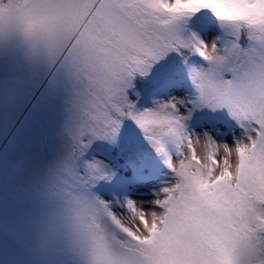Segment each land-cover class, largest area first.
<instances>
[{"label": "snow or ice", "instance_id": "1", "mask_svg": "<svg viewBox=\"0 0 264 264\" xmlns=\"http://www.w3.org/2000/svg\"><path fill=\"white\" fill-rule=\"evenodd\" d=\"M202 10L224 28L211 42L196 28ZM12 33L23 34L73 84L74 124L53 188L63 203L74 201L98 217L74 239L88 264H212L177 186L206 174L197 172L201 152L219 159L236 147L251 153L237 183L251 179L264 189V0H8L7 7L0 0V37ZM241 34L249 46L241 45ZM174 61L183 75L173 86L186 93L141 105L140 82ZM205 111L220 119L197 131L191 122ZM128 121L156 158L155 168L139 156L124 160L131 182L144 184L161 166L169 177L153 189L151 207L128 195L120 170L95 154L97 141L118 144ZM226 126L231 143L217 139ZM98 185L110 186L112 199L97 195ZM148 221L164 227L157 233ZM242 264H264V247L246 248Z\"/></svg>", "mask_w": 264, "mask_h": 264}, {"label": "rangeland", "instance_id": "2", "mask_svg": "<svg viewBox=\"0 0 264 264\" xmlns=\"http://www.w3.org/2000/svg\"><path fill=\"white\" fill-rule=\"evenodd\" d=\"M197 16L196 28L206 41L224 31L209 10ZM240 42L243 47L250 43L244 34ZM182 75L178 61L157 68L151 78L141 81L139 103L149 106L155 98L184 95L186 87L173 86V79ZM75 104L73 84L63 70L33 52L18 34L0 37V264H88L63 226L64 203L53 188L70 143ZM219 119L211 112H198L190 126L199 131ZM134 126L128 122L127 127ZM229 127L221 128L217 139L231 143ZM122 133L116 145L97 141L95 154L120 170L117 180L127 186L128 195L151 207L153 189L169 178L167 170L161 166L159 174L144 184L131 182L133 170L122 166L124 160L139 156L155 168L156 158L140 130ZM94 191L112 199L110 186L98 185Z\"/></svg>", "mask_w": 264, "mask_h": 264}, {"label": "clouds", "instance_id": "3", "mask_svg": "<svg viewBox=\"0 0 264 264\" xmlns=\"http://www.w3.org/2000/svg\"><path fill=\"white\" fill-rule=\"evenodd\" d=\"M7 2L3 0L5 7ZM21 37L24 40L23 34ZM39 38H44L43 33ZM250 155V151L241 153L236 147L219 153V159L206 151L201 152L196 161L200 165L197 172L203 169L206 174L202 178H182L177 186V199L185 212L198 222L212 264H242L246 248L264 247V189L251 179L247 183H237L238 171L251 163ZM97 219L74 201L63 204L61 220L73 240L86 233ZM148 226L158 233L164 221L155 224L148 221ZM144 235L150 237L153 233L145 232Z\"/></svg>", "mask_w": 264, "mask_h": 264}, {"label": "trees", "instance_id": "4", "mask_svg": "<svg viewBox=\"0 0 264 264\" xmlns=\"http://www.w3.org/2000/svg\"><path fill=\"white\" fill-rule=\"evenodd\" d=\"M140 84H141V82H140ZM128 122H129V121H128ZM128 122H126V126H125V128L122 129V132H123L122 134L126 133L127 131H128V132H131V133H134V132H138V131H139V129L136 128V126H134V127H127Z\"/></svg>", "mask_w": 264, "mask_h": 264}]
</instances>
